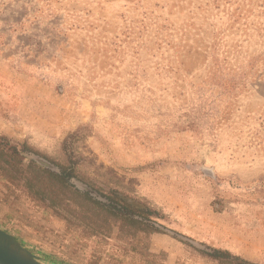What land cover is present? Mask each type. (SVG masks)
<instances>
[{"label": "rangeland", "instance_id": "rangeland-1", "mask_svg": "<svg viewBox=\"0 0 264 264\" xmlns=\"http://www.w3.org/2000/svg\"><path fill=\"white\" fill-rule=\"evenodd\" d=\"M0 141L160 213L93 234L0 168V229L43 264H264V0H0Z\"/></svg>", "mask_w": 264, "mask_h": 264}, {"label": "trees", "instance_id": "trees-1", "mask_svg": "<svg viewBox=\"0 0 264 264\" xmlns=\"http://www.w3.org/2000/svg\"><path fill=\"white\" fill-rule=\"evenodd\" d=\"M27 153L32 159L24 157ZM79 161L68 155L66 163L31 150L8 147L0 141V168L29 193L68 222L77 221L93 234L119 239H148L163 233L156 222L160 213L146 202L125 196L117 190H104L94 180L79 171ZM6 174V175H5ZM182 241V240H180ZM196 247V246H194ZM199 255L217 264H253L221 249L196 247Z\"/></svg>", "mask_w": 264, "mask_h": 264}, {"label": "water", "instance_id": "water-1", "mask_svg": "<svg viewBox=\"0 0 264 264\" xmlns=\"http://www.w3.org/2000/svg\"><path fill=\"white\" fill-rule=\"evenodd\" d=\"M0 264H43L15 236L0 229Z\"/></svg>", "mask_w": 264, "mask_h": 264}]
</instances>
